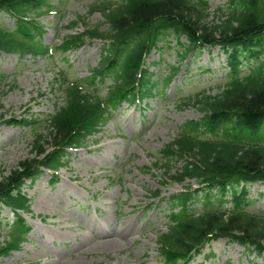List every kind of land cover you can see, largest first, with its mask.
Listing matches in <instances>:
<instances>
[{
    "label": "trees",
    "instance_id": "1",
    "mask_svg": "<svg viewBox=\"0 0 264 264\" xmlns=\"http://www.w3.org/2000/svg\"><path fill=\"white\" fill-rule=\"evenodd\" d=\"M55 7L52 0H0V11L16 21L13 29L0 26V50L21 55L41 53L37 19ZM92 10L101 13L102 21L93 26L86 17L83 21L78 18L72 24L81 21L86 30L69 36L65 44L77 46L86 38L108 41L103 46L101 68L85 82L93 84V90L87 92L78 79L67 84L62 74L56 78L64 102L44 120L47 133L36 132L34 157L0 177V203L28 211V200L20 193L24 177L33 178L40 166H61L66 148L84 145L106 122L111 100L116 106L130 100L137 85L142 97L151 95L159 82L152 80L144 59L159 43L175 41L182 56L220 45L226 54L227 81L215 94L205 90L189 98L203 117L184 123L155 162V167L161 165L173 181L195 180L201 186L203 209H190L187 203L194 201L190 194L177 195L173 202L179 204L172 208L180 205L181 211L176 224L160 234L159 249L166 264H177L211 239L229 236L263 253L264 216L246 210L248 190L239 184L264 181V0H230L228 12L214 13L212 18L204 0H98ZM183 37L187 42L181 41ZM108 66L111 68L105 76L113 75L114 82L107 97L101 98L95 82L98 77L105 78L102 71ZM176 71L175 67L165 83ZM4 79L0 78V84ZM227 203H231V210L224 207ZM15 214L8 238L0 242V254L19 248L26 239L25 221Z\"/></svg>",
    "mask_w": 264,
    "mask_h": 264
},
{
    "label": "rangeland",
    "instance_id": "2",
    "mask_svg": "<svg viewBox=\"0 0 264 264\" xmlns=\"http://www.w3.org/2000/svg\"><path fill=\"white\" fill-rule=\"evenodd\" d=\"M96 0H63L57 3L60 12L41 17L46 45L57 47L72 32L70 21L88 12ZM211 18L228 12L229 0H207ZM93 13L91 24L101 21ZM209 18V20H211ZM0 23L13 27L7 12H0ZM173 42L153 50L147 60L155 78L170 74L172 66H181L179 74L168 86L166 97L157 96L142 104L122 105L100 132L88 138L81 148L67 151L66 165L51 183L48 172L41 173L24 191L32 200L33 215L26 216L29 231L20 249L0 254V264H163L157 245V232L167 224V199L184 187L193 189V180L183 184L166 179L162 170L153 167L160 149L172 140L187 120L199 119L202 113L188 98L208 89L215 94L225 81V55L217 47L190 55L181 61L179 46ZM99 41H88L81 49L53 59L33 58L0 53V75L7 80L0 84V112L4 117L20 119L34 116L40 121L37 132L47 133L45 117L57 104L63 103L58 85L54 86L58 69L70 77L90 74V68L101 58ZM111 79L101 84L105 87ZM14 83L13 87L10 84ZM187 103V104H186ZM34 127L0 123V177L18 167L20 162L34 157L32 144ZM102 145L101 148H98ZM149 167V169H144ZM160 190L163 199L152 197ZM247 210L264 215V182L249 185ZM201 210V206H193ZM226 208H231L227 205ZM45 217V219H43ZM13 221L9 208L4 207L0 219V242L8 235V223ZM133 223L127 243L109 244L97 239L100 232L113 233L121 224ZM120 228V226H119ZM184 264V263H181ZM187 264H264V255L218 239L194 255Z\"/></svg>",
    "mask_w": 264,
    "mask_h": 264
},
{
    "label": "bare ground",
    "instance_id": "3",
    "mask_svg": "<svg viewBox=\"0 0 264 264\" xmlns=\"http://www.w3.org/2000/svg\"><path fill=\"white\" fill-rule=\"evenodd\" d=\"M101 147L102 145H99L98 148ZM119 226L114 229L113 233H103L100 232V227L95 225L93 227V234L96 235L97 239L109 240V244L111 246H113L114 243L117 242L127 243L128 236L129 234H131L130 232H134V230L136 229V225L133 223H126V224H121Z\"/></svg>",
    "mask_w": 264,
    "mask_h": 264
}]
</instances>
